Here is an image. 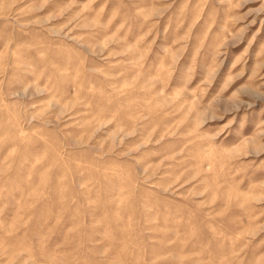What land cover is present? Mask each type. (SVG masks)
<instances>
[{
	"label": "rangeland",
	"instance_id": "rangeland-1",
	"mask_svg": "<svg viewBox=\"0 0 264 264\" xmlns=\"http://www.w3.org/2000/svg\"><path fill=\"white\" fill-rule=\"evenodd\" d=\"M0 264H264V0H0Z\"/></svg>",
	"mask_w": 264,
	"mask_h": 264
}]
</instances>
